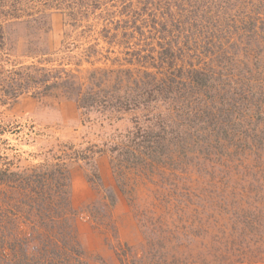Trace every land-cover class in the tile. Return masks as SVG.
Masks as SVG:
<instances>
[{
    "label": "rangeland",
    "instance_id": "374dc122",
    "mask_svg": "<svg viewBox=\"0 0 264 264\" xmlns=\"http://www.w3.org/2000/svg\"><path fill=\"white\" fill-rule=\"evenodd\" d=\"M33 68L73 74L95 105L32 96ZM145 119L162 161L118 166ZM11 171L27 180L0 183V264H264V0H0Z\"/></svg>",
    "mask_w": 264,
    "mask_h": 264
},
{
    "label": "trees",
    "instance_id": "16d2710c",
    "mask_svg": "<svg viewBox=\"0 0 264 264\" xmlns=\"http://www.w3.org/2000/svg\"><path fill=\"white\" fill-rule=\"evenodd\" d=\"M246 24H247V29H250L254 23H252L250 20ZM136 29H138V27ZM135 31L136 30L134 28L131 30V32H130L131 36H133L135 34ZM138 31H139V29H138ZM159 35H161L160 32H159ZM162 48H163V50L161 51L159 57L162 56L163 52L167 53L171 50L170 45H168V47H166V48H164V47H162ZM32 70L34 71V73L36 72L34 74L35 80L33 81V84H32L33 91H34L32 96H34L36 98H40L47 91L55 90L56 92H58L57 94H61L66 98H70V99L75 100V102L78 104V106L82 109H90L95 105V102H96L95 97H93L87 91L88 89L91 88V86L87 85V86H85L86 88L83 89L81 84L79 82L75 81V76L73 74L66 73L63 70H60V71H54L55 74L51 75L50 74L51 72L46 71V69H44V68H40V69L39 68H33ZM95 72L96 71H93V73L90 75V77H93L95 79V81H101L102 80V84H103L104 83L103 78L106 76V73L101 74L99 72L96 74ZM21 75H22V72L19 70H16L13 72V76H16V78H15L16 81H17V77H20ZM50 76H52V78H50ZM100 76H102V77H100ZM188 85L190 87H193L198 92H207V91L211 90V87H212V83H211L210 77L208 75H206L204 73L202 75H197V74H195V72H194V77L192 78L190 83H188ZM98 86H100V85H98ZM150 93H152V91ZM12 94H13V98H16L19 95L16 92L12 93ZM57 94H55V95H57ZM122 100H123V98H122ZM107 103H108V101H106V102L102 101V104L99 100L97 102L98 105L101 104L103 106ZM157 109H159V108L157 107ZM159 113L160 112H158L157 115ZM156 116H155V118H156ZM148 121H149V119H147L145 122H143L144 126L141 124V126H137L135 131H130L121 137L122 138V146H119L117 148V150L119 151V154L121 155V158L118 159V162H119L118 166L132 164V166H134L135 169H137L136 164L138 162L144 163L146 161H149L148 165L151 166L154 163L158 164L159 162L162 161L164 152L161 150L159 151L158 146L160 143L165 142V141L161 140V139H163V138H161L163 136V134H161L160 132L163 133V131H161L159 129L153 130L147 126L148 124L145 125L146 123H148ZM216 136H218V133H216ZM49 167L50 166H47L46 163L38 165V168H40L41 170H43L45 172L48 170ZM54 167L55 166L51 165L52 169ZM52 169H51V171H52ZM25 174H26L25 172H14V171H11L9 173L0 172V183H6V182L8 183L10 181H15V183H17L19 187H24V184H26L25 181L27 180V179L25 180ZM41 178L43 179V185H47L45 190L43 188L42 194L47 195L48 200H46V202L44 203V207L46 206L45 208L48 209L49 207L46 205V203L52 201V194L50 193V191L52 190V188H51L52 187V185H51L52 177H50V175L49 176L48 175H42ZM66 192L64 191L63 194H61V193L58 194L60 196V199L63 200V201H60V204H63L62 205L63 209H67L66 205H68ZM35 195L36 196L39 195V197H37V199H34V201L42 199L41 198L42 196H40V193H37ZM110 198L114 202L113 197H110ZM73 251L77 255L80 254L75 249H73ZM76 259H79V258L76 257Z\"/></svg>",
    "mask_w": 264,
    "mask_h": 264
}]
</instances>
